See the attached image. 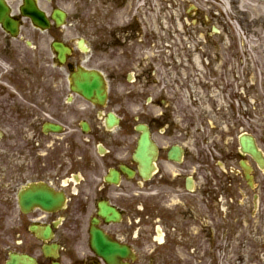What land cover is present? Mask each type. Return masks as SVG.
I'll return each mask as SVG.
<instances>
[{
    "label": "flooded vegetation",
    "instance_id": "obj_1",
    "mask_svg": "<svg viewBox=\"0 0 264 264\" xmlns=\"http://www.w3.org/2000/svg\"><path fill=\"white\" fill-rule=\"evenodd\" d=\"M28 1L70 53L24 85L0 29V264H263L264 0Z\"/></svg>",
    "mask_w": 264,
    "mask_h": 264
},
{
    "label": "rangeland",
    "instance_id": "obj_2",
    "mask_svg": "<svg viewBox=\"0 0 264 264\" xmlns=\"http://www.w3.org/2000/svg\"><path fill=\"white\" fill-rule=\"evenodd\" d=\"M249 29H252V32L255 33V30L248 25ZM25 41H29L31 43V47H27ZM50 41L51 35L48 32H36L33 30H23L21 34V39L18 41H8V54H23V66H22V76L21 79L24 85L31 84V81L35 78V76H44L48 77L51 72L55 69L52 64V52L50 49ZM15 49L17 51H15ZM264 49V47H263ZM247 53L251 55L249 61L252 59L253 61L249 62V68L254 69L256 62L262 61L264 62V50L260 51V46L254 41L247 45ZM34 57H36L34 59ZM10 57L7 62L8 70L10 69ZM36 64V67H32L30 65ZM264 64V63H263ZM29 65V66H28ZM260 66V65H259ZM259 68V67H258ZM44 84V83H43ZM235 254H233L234 258ZM236 257V256H235ZM251 262V264H257V262ZM264 264V256L263 260Z\"/></svg>",
    "mask_w": 264,
    "mask_h": 264
},
{
    "label": "water",
    "instance_id": "obj_3",
    "mask_svg": "<svg viewBox=\"0 0 264 264\" xmlns=\"http://www.w3.org/2000/svg\"><path fill=\"white\" fill-rule=\"evenodd\" d=\"M29 13L31 14V18L34 24L41 27L42 29L46 28L47 20L45 19L44 14L42 12L34 8H30ZM58 16L61 20V15L58 12L54 14V18H56V20H58ZM0 23L7 32L11 33L12 36L17 35L16 24L9 18H7L5 14H2V12H0ZM53 48L58 55V60L63 63L65 54L67 53V49L61 43L53 44ZM75 86L84 96L89 98L90 93L97 86H99V82L96 79V76H94L93 74L79 73L77 75V78L75 79Z\"/></svg>",
    "mask_w": 264,
    "mask_h": 264
}]
</instances>
